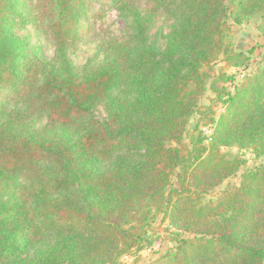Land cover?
I'll list each match as a JSON object with an SVG mask.
<instances>
[{
  "label": "trees",
  "instance_id": "16d2710c",
  "mask_svg": "<svg viewBox=\"0 0 264 264\" xmlns=\"http://www.w3.org/2000/svg\"><path fill=\"white\" fill-rule=\"evenodd\" d=\"M137 1L108 0L133 31L96 42L79 67L91 0H0V264H119L151 246L157 214L191 236L148 264H264V162L206 199L246 162L232 148L264 158V66L239 84L219 73L204 107L224 112L186 141L214 63L250 64L232 24L257 19L264 34V0H145L144 14ZM28 25L52 57L19 34Z\"/></svg>",
  "mask_w": 264,
  "mask_h": 264
},
{
  "label": "rangeland",
  "instance_id": "374dc122",
  "mask_svg": "<svg viewBox=\"0 0 264 264\" xmlns=\"http://www.w3.org/2000/svg\"><path fill=\"white\" fill-rule=\"evenodd\" d=\"M227 2V0H225ZM145 0H138L135 3V9L145 13ZM91 31L82 37V41L72 59L77 66L81 67L88 60L94 49L96 42L107 41L113 38L122 40L130 35L133 31V16L123 9H119L111 5L108 0H91ZM172 21L167 19L165 15H158L154 21L152 34L156 37L158 44L164 45L165 35L169 32ZM233 23V22H232ZM20 35L27 37L31 43L41 44L47 55L52 57L54 55L55 46L44 35L41 27L28 25L18 29ZM233 46L236 51H243L249 53L251 56L250 64L246 67L228 66L219 59L213 65V77L209 79L207 91L200 100L203 105L201 113H195L189 124V135L186 138L190 142L191 135L197 140L200 131L206 135H211L214 131V123L210 120L213 116L218 117L224 112V107L221 103L213 105V111L206 109L205 105L213 104V98L216 93L210 86L211 81L219 75L225 73L226 75H234L235 82L241 83L246 77L255 75L260 68L264 66V34L260 30V21L251 19L241 24H232ZM221 86H226L230 90L234 89L230 82L220 83ZM95 116L100 121H105L107 112L104 105H99L95 108ZM199 121V129L194 130L196 122ZM234 155H239L245 159V163L240 167L236 175L226 180L221 186L212 190L206 199L216 198L220 192L228 185H240L242 174L247 170L264 162V158H257L252 149H240L234 147L231 149ZM177 233L183 236H191V233L176 230L171 226L169 221L164 220L161 214L155 215L151 219L148 235L151 239V246L138 251L129 256H124L120 259L119 264H148L153 259L166 253L168 249L175 245L174 237Z\"/></svg>",
  "mask_w": 264,
  "mask_h": 264
}]
</instances>
